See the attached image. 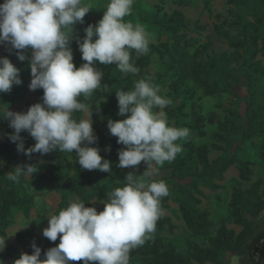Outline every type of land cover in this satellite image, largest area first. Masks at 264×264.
<instances>
[{
  "label": "clouds",
  "instance_id": "obj_1",
  "mask_svg": "<svg viewBox=\"0 0 264 264\" xmlns=\"http://www.w3.org/2000/svg\"><path fill=\"white\" fill-rule=\"evenodd\" d=\"M134 3L109 0L102 18L84 29L83 38H76L85 61L78 68L70 43L75 26L82 24L92 10L84 0H4L0 4V45L9 52L18 50L20 61L30 59L29 89H43L42 103L31 105L26 112L7 109L4 114L14 130L8 139L19 141L17 151L44 155L75 150L82 169L111 174L110 161L100 155L98 147L90 146L98 139L92 118L76 119L73 113L86 111L88 106L79 97L89 98L102 85L103 73L97 64H115L124 74L140 72L131 62L132 52L137 57L147 54L150 40L142 26L124 19L131 15ZM20 71L7 56L0 57V94L22 83ZM159 92L160 88L148 78H140L131 89L115 92L117 115L125 118L107 120L109 133L124 146L118 151L117 166L135 168L142 161L146 164L139 179L128 173L122 187L106 194L108 199L99 212L95 207H85L83 201L72 200L48 218V226L43 229V236L50 241L55 242L59 236V244L44 252L41 259V248L33 242L32 254L21 253L12 264H129L130 251L152 238L163 215L161 201L169 195L166 182L153 177L159 176L165 162L171 163L182 152L177 141L190 135L188 128L169 124L164 109L172 101ZM25 130L35 141L27 149L20 136ZM32 172L31 165L26 169L16 167L7 179L18 182L22 173ZM5 240L0 238V251Z\"/></svg>",
  "mask_w": 264,
  "mask_h": 264
},
{
  "label": "trees",
  "instance_id": "obj_2",
  "mask_svg": "<svg viewBox=\"0 0 264 264\" xmlns=\"http://www.w3.org/2000/svg\"><path fill=\"white\" fill-rule=\"evenodd\" d=\"M2 3L4 0H0V4ZM229 3L237 7L248 8L250 13V19L243 15H237L230 24L239 36L236 41L230 44L234 52L213 56L206 70L200 64L193 62L190 66V74L202 88L204 94L208 96L217 92L218 84H208L201 79V75L215 71L217 68H219L228 88L225 92H229V88L233 84H241L244 88V126L236 138L241 145L236 147L230 158L222 157L210 161L207 146H194L191 142L186 141L182 146L183 153L177 154L171 163L165 162L164 164V169L170 171L164 179L169 181L171 186L168 187L169 195L161 201L162 209H167L170 201L176 203L186 228L195 236H208L212 226L209 213L200 208L203 197L201 188L217 190L219 185L215 181H221L224 173L234 164L237 166L239 179L249 182L253 174L251 169L253 163L249 158L240 159L237 157V152L243 146L255 150L264 164V0H229ZM204 8L210 13L208 0L205 1ZM154 11L155 13L149 18H145V21L171 34L179 43L178 34L186 25L184 15L177 10L170 13L165 12L159 5H154ZM102 16L103 14L94 20L86 14L84 22L75 26L74 33H85L84 29L89 24L95 25ZM72 45L78 47L76 42ZM189 45L190 43L187 41L182 48H178L181 82H184L188 75L186 72L188 53L185 49ZM17 51L12 49L9 52L4 46L1 56H7L14 66L21 70L22 83L13 85L10 92L0 94V134L3 138L0 144V238L6 236V231L13 224L17 213L28 217L30 210L35 206L34 196L25 187L26 174L22 173L18 182L7 179V175L14 172L16 167L26 169L29 165L33 166V172L29 174L31 180L50 184V191L58 194L59 203L53 215L58 214L59 210L67 207L72 201L69 200V192H72L76 199L83 201L85 207H95L98 212L102 211L104 207L91 203V196L85 187L86 184H92L93 176L99 173L119 181L122 186L126 183L124 177L128 173H134L137 179L141 175L133 171L123 172L117 166L118 151L124 146L117 143V138L112 136L107 128L108 119L125 118L117 115L118 101L115 95L118 90H127L122 79L125 74L121 73L115 64L98 67L103 73L101 87L87 99L82 95L79 97V100L86 105H98L99 114L92 112L91 117L92 127L98 139L94 145L90 146L98 147L100 155L110 161L111 174L99 170L82 169L77 163L74 150L73 153L57 150L44 155L38 152L25 155L24 152L17 151L19 141L13 143L8 139V134L13 133L14 130L9 127V120L3 118L5 112L1 110V106L10 108L21 102L25 98L32 79L30 59L26 58L24 61H20ZM26 55L30 57V53H26ZM73 62L77 68L84 63L78 54L73 56ZM131 62H134L141 72L148 65V56L145 54L137 57L133 51ZM232 64L235 65L236 72L230 68ZM105 84L107 87H104ZM34 94L42 101L43 89L35 90ZM31 105L33 104L30 101H26L23 112H26ZM223 115L224 120L220 123L219 130L222 134V141L227 145L224 151L227 152L232 150L237 142V140L231 139L230 132L235 129L236 120L241 116L232 108L223 109ZM73 116L76 119H81L82 112H75ZM187 127L191 136L201 137L204 135L205 117L199 108L192 109V123ZM20 136L25 149L34 145V139L26 130L22 131ZM254 140H258V145H255ZM38 156L42 163L36 160ZM137 168L141 169V166L139 165ZM145 169L146 167L142 168L143 172ZM229 207L234 224L241 227V230L236 233L225 225H220L215 235L210 237L208 246L192 245L191 258L198 264H229L220 263L226 253L244 252L241 264H264V219L260 217L264 212V181L256 179L246 189L234 188ZM175 228L171 219L162 215L156 223V230L152 234V238L147 240L143 246L130 251L129 264H191L173 248L163 249L162 247L161 239L157 233H172ZM15 240L17 246L8 245L6 247L7 264H12L21 253L32 254L33 242L41 248V259H44V252L57 246L60 242L59 236L53 242L32 229L16 232ZM72 263L83 264V261L69 262V264ZM90 264H95V262H90Z\"/></svg>",
  "mask_w": 264,
  "mask_h": 264
},
{
  "label": "rangeland",
  "instance_id": "obj_3",
  "mask_svg": "<svg viewBox=\"0 0 264 264\" xmlns=\"http://www.w3.org/2000/svg\"><path fill=\"white\" fill-rule=\"evenodd\" d=\"M205 1L207 0H135L133 11L130 16L125 17V20L134 25L142 26L148 34L150 40L147 53L148 65L138 74H125L122 79L127 90L131 89L134 82L140 78H148L150 83L158 86L160 88L158 94L172 101L164 109L169 124L172 126L188 128L187 126L192 123V109L199 108L205 117L204 135L201 137L191 136L190 132L188 138L178 140L177 143L183 146V143L189 141L194 146L205 145L208 147L209 160L214 161L222 157L230 158L236 147L241 145L236 138L240 129L244 126V88L241 84H233L229 88L230 91L225 92L228 88L219 68H217L215 71H209L201 75V79L208 84H218V90L214 95H205L202 88L191 76L190 66L191 63L195 62L206 70L213 56L222 53H233L234 50L230 47V44L236 41L239 36L230 24L237 15H243L250 19V13L248 8L232 5L229 0H208L210 10V13H208L204 8ZM84 3L92 8L87 13L88 17L95 20L104 13L109 0H84ZM154 5H159L165 12L170 13L177 10L184 15L186 25L178 34L179 43L171 34L145 21V18H149L155 13ZM84 35L85 33H74V38L70 43L73 56L78 54L81 58L82 54L79 48L72 44L76 42V38H83ZM187 41L190 43L185 49L188 53L186 71L188 75H186L185 81L181 82L178 48H182ZM83 62L85 63V61ZM100 66L101 64H97V67ZM230 68L236 72L234 64ZM26 101H30L32 104L42 103L41 99L34 94V91L28 89L25 98L21 102L10 108L1 106V110L3 112H6L7 109L13 112H23ZM87 106V110L82 112L81 119H91V111L99 114L97 104ZM225 108H232L239 112L241 116L236 120L235 129L230 132L231 139L237 140V142L234 148L227 152L224 151L227 145L222 141V134L219 130L220 123L224 120L223 109ZM156 111H159V109ZM2 141L3 138L0 134V144ZM254 143L258 145V140H254ZM182 153L183 150L179 155ZM237 157L240 159L249 158L253 163L251 167L253 174L249 182H243L239 179L237 166L234 164L224 173L221 181H215L219 185L217 190L211 191L207 188H201L203 197L201 198L200 208L209 213V220L212 224L209 235L195 236L190 232L182 221L178 205L170 201L169 207L162 209L163 215L169 217L176 228L172 233H157L161 239L163 249L173 248L189 263L198 264L191 258L192 245L208 246L210 237L215 235L220 225H225L236 233L241 230V227L234 224L230 215L231 193L234 188H248L256 179L264 181V164L257 156L256 151L248 146H243L237 152ZM36 160L42 163L39 156ZM111 162L114 163V161ZM140 166L141 169L135 167L120 168V170L142 174V168L146 167V164L142 161ZM169 173L170 171L164 169L163 165L160 167L159 176L153 178L165 181L167 186L170 187L171 183L164 179ZM25 178V187L34 196L35 206L30 210L28 217H24L21 213L15 215L13 224L7 229L6 236L3 238L6 240L4 249L0 251V264H7L8 262L6 247L8 245L17 246L16 232L23 229H32L43 235V229L48 226V218L53 215L59 203V196L57 193L50 191V184L32 181L29 174H26ZM85 187L87 193L91 196V203L104 207V202L108 199L106 194L115 187H122V185L119 181L99 173L93 176L92 184H86ZM74 199L76 197L72 192H69V200ZM260 217L264 219V212L261 213ZM244 255V252L226 253L221 258L220 263L241 264L240 261Z\"/></svg>",
  "mask_w": 264,
  "mask_h": 264
},
{
  "label": "crops",
  "instance_id": "obj_4",
  "mask_svg": "<svg viewBox=\"0 0 264 264\" xmlns=\"http://www.w3.org/2000/svg\"><path fill=\"white\" fill-rule=\"evenodd\" d=\"M3 49H4V45H0V57L2 56Z\"/></svg>",
  "mask_w": 264,
  "mask_h": 264
}]
</instances>
